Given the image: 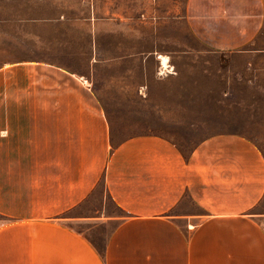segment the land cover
Returning <instances> with one entry per match:
<instances>
[{"label": "crops", "instance_id": "1", "mask_svg": "<svg viewBox=\"0 0 264 264\" xmlns=\"http://www.w3.org/2000/svg\"><path fill=\"white\" fill-rule=\"evenodd\" d=\"M39 1L0 66V264H264L262 150L160 127L216 114L227 68L194 59L264 53V0Z\"/></svg>", "mask_w": 264, "mask_h": 264}, {"label": "rangeland", "instance_id": "2", "mask_svg": "<svg viewBox=\"0 0 264 264\" xmlns=\"http://www.w3.org/2000/svg\"><path fill=\"white\" fill-rule=\"evenodd\" d=\"M78 1L81 6H77ZM84 1L87 0H76L73 12L77 16L83 17L88 13ZM178 1L182 2V0ZM47 6V13L54 15L57 6H49V3ZM61 7L60 5V9ZM41 10L42 4L39 0H0V66L19 60L27 54L32 43L27 47L25 20L33 15H40ZM181 29L179 25V34ZM249 49L264 50V27L259 40ZM197 60L200 61L199 65H218L227 68L226 80L229 82V89L222 97L223 102L218 106L210 107L211 110L216 111V114L211 113L203 121H194L195 124H188L185 129L177 132L165 131L163 128L165 124L160 123L161 131L171 135V139L185 151L193 148L207 134L219 131L239 132L248 136L264 153V53L243 54L240 57L220 55L216 59H194L195 65ZM204 108L206 109L201 107ZM100 189L108 201L102 184ZM117 213V210L112 208L109 214L117 215ZM110 227L111 225L106 223L98 226L97 235L100 242L105 236L103 233L109 232Z\"/></svg>", "mask_w": 264, "mask_h": 264}, {"label": "bare ground", "instance_id": "3", "mask_svg": "<svg viewBox=\"0 0 264 264\" xmlns=\"http://www.w3.org/2000/svg\"><path fill=\"white\" fill-rule=\"evenodd\" d=\"M160 57V56H159ZM162 60V64H163V67H166V58L162 57L161 58ZM168 60V59H167ZM165 70V69H164Z\"/></svg>", "mask_w": 264, "mask_h": 264}, {"label": "built area", "instance_id": "4", "mask_svg": "<svg viewBox=\"0 0 264 264\" xmlns=\"http://www.w3.org/2000/svg\"><path fill=\"white\" fill-rule=\"evenodd\" d=\"M167 73H170L169 71H167ZM160 74H165V70L163 72H161Z\"/></svg>", "mask_w": 264, "mask_h": 264}]
</instances>
